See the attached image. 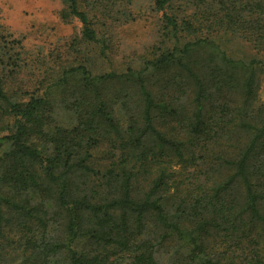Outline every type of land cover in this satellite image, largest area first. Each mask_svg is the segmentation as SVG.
Here are the masks:
<instances>
[{"label":"trees","instance_id":"1","mask_svg":"<svg viewBox=\"0 0 264 264\" xmlns=\"http://www.w3.org/2000/svg\"><path fill=\"white\" fill-rule=\"evenodd\" d=\"M60 1L62 52L0 23V264H264V0H149L122 71L136 0Z\"/></svg>","mask_w":264,"mask_h":264},{"label":"rangeland","instance_id":"2","mask_svg":"<svg viewBox=\"0 0 264 264\" xmlns=\"http://www.w3.org/2000/svg\"><path fill=\"white\" fill-rule=\"evenodd\" d=\"M148 1L136 0L133 12L138 17L137 22L119 29V48L114 47L111 57L119 71L138 61L155 41L154 24L158 18L151 14ZM60 9V0H0V23L16 37H22L28 50L37 51L43 47L56 54L55 50L62 52V47L80 32L77 21L71 25L60 22ZM223 46L233 59L249 61L254 58V51L239 39L227 40ZM98 64L101 69L108 67L100 61ZM260 82V100L264 101V72L260 74ZM57 120L62 123L67 121V116L59 112Z\"/></svg>","mask_w":264,"mask_h":264}]
</instances>
